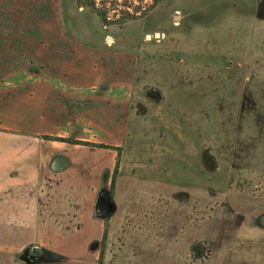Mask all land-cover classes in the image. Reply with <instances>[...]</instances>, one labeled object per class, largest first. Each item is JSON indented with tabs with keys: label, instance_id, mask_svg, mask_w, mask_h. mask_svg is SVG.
<instances>
[{
	"label": "rangeland",
	"instance_id": "374dc122",
	"mask_svg": "<svg viewBox=\"0 0 264 264\" xmlns=\"http://www.w3.org/2000/svg\"><path fill=\"white\" fill-rule=\"evenodd\" d=\"M86 1L63 9L108 51L91 71L132 85L101 263L264 264V0Z\"/></svg>",
	"mask_w": 264,
	"mask_h": 264
},
{
	"label": "crops",
	"instance_id": "0c3cea01",
	"mask_svg": "<svg viewBox=\"0 0 264 264\" xmlns=\"http://www.w3.org/2000/svg\"><path fill=\"white\" fill-rule=\"evenodd\" d=\"M63 1L0 0L1 264L35 247L60 258L52 264H98L104 235L108 242L118 230L109 228L115 216L97 218L95 204L104 186L118 187L113 173L123 155L115 148L126 137L122 113L132 85L123 75L91 71L108 51L76 38ZM67 117L77 129L58 131ZM55 156L69 167L52 171Z\"/></svg>",
	"mask_w": 264,
	"mask_h": 264
},
{
	"label": "water",
	"instance_id": "95a60500",
	"mask_svg": "<svg viewBox=\"0 0 264 264\" xmlns=\"http://www.w3.org/2000/svg\"><path fill=\"white\" fill-rule=\"evenodd\" d=\"M69 167V161L64 156H55L51 163H50V169L54 172H61ZM95 212L96 216L99 219L106 220L112 216H114L117 212V206L116 203L112 200L110 195V190L107 188V186H104L101 191L98 194V198L96 200L95 204ZM258 225L261 228H264V216H261ZM98 248V243H93L90 246V250L94 251ZM31 255L27 257L25 254L21 256V261L25 264H34L36 261L41 259V249L38 247L30 249ZM27 253V252H25ZM51 260L50 262H56L60 258L52 253H49Z\"/></svg>",
	"mask_w": 264,
	"mask_h": 264
},
{
	"label": "trees",
	"instance_id": "16d2710c",
	"mask_svg": "<svg viewBox=\"0 0 264 264\" xmlns=\"http://www.w3.org/2000/svg\"><path fill=\"white\" fill-rule=\"evenodd\" d=\"M95 0H87L85 3L87 4L86 6L90 7V8H94ZM158 1V0H156ZM98 17L101 19L102 22H105V17L103 16V14H101L100 12H97ZM45 139L48 140H52V141H58V142H63V143H69V144H74V145H85V146H91V147H96V148H104V149H112L109 146L106 145H102V144H92V143H87V142H81V141H77V140H72V139H67V138H56V137H45ZM118 151V148H115ZM117 174V167L114 170L113 175L115 176ZM113 181H112V186H113ZM106 239V235H104L103 241H105ZM98 264H101V256L99 258Z\"/></svg>",
	"mask_w": 264,
	"mask_h": 264
},
{
	"label": "flooded vegetation",
	"instance_id": "af4514ba",
	"mask_svg": "<svg viewBox=\"0 0 264 264\" xmlns=\"http://www.w3.org/2000/svg\"><path fill=\"white\" fill-rule=\"evenodd\" d=\"M261 216H264V215H261ZM260 216V217H261ZM260 217L259 218H257V222L259 221V219H260ZM25 252H27V253H25ZM31 250L30 249H26V250H24V252H22L23 254H25L27 257H29L30 255H31ZM22 254V255H23ZM41 259L40 260H38V261H36L34 264H40V263H47V262H50V260H51V257H50V254H49V252H46L45 250H42L41 251ZM21 255V256H22ZM21 256H20V260H21ZM23 262V261H22Z\"/></svg>",
	"mask_w": 264,
	"mask_h": 264
}]
</instances>
